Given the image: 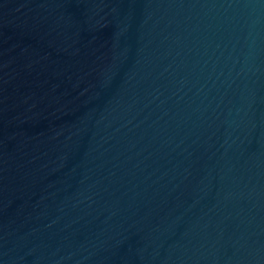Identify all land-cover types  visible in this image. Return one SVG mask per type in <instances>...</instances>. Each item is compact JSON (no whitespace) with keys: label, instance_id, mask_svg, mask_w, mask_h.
<instances>
[{"label":"water","instance_id":"1","mask_svg":"<svg viewBox=\"0 0 264 264\" xmlns=\"http://www.w3.org/2000/svg\"><path fill=\"white\" fill-rule=\"evenodd\" d=\"M0 264H264V0H0Z\"/></svg>","mask_w":264,"mask_h":264}]
</instances>
